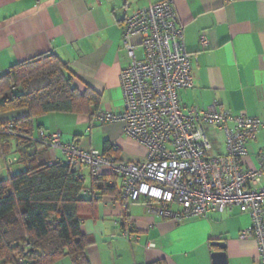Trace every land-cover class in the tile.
Segmentation results:
<instances>
[{
    "label": "crops",
    "instance_id": "0c3cea01",
    "mask_svg": "<svg viewBox=\"0 0 264 264\" xmlns=\"http://www.w3.org/2000/svg\"><path fill=\"white\" fill-rule=\"evenodd\" d=\"M161 1L165 0H0V77L17 63L52 54L73 73L80 92L89 88L100 97L99 110L121 112L119 74L129 64L121 45L122 20ZM171 1L192 56L194 79L192 89L179 92L180 105L190 109L215 103L233 115L244 112L264 119V0ZM201 35L208 40L205 48L199 43ZM26 116L25 110L2 114L0 125ZM97 127L103 137L100 148L83 137ZM39 131L60 133L63 143H77L83 151L102 153L107 142L118 150L117 161L145 160V149L127 138L118 123L100 126L87 115L50 114L35 121L33 135ZM209 134L215 153H221L222 137ZM263 147L261 131L247 145L246 168L257 166ZM3 152L0 144V180L8 177L9 166L11 172L20 169L13 163L14 155ZM54 157L63 160L58 152L46 153L47 162ZM77 172L83 187L90 188L89 170ZM113 183L112 194L79 209L81 230L91 243L85 250L90 264H215L212 255L218 252L225 254L226 264H259L254 240L239 238L250 225L248 214L233 208L181 222L161 219L149 214L143 201L123 208L121 182ZM125 231L136 240L123 239ZM217 242L224 244L223 250L213 245ZM57 264L71 262L64 257Z\"/></svg>",
    "mask_w": 264,
    "mask_h": 264
},
{
    "label": "built area",
    "instance_id": "2783aa9c",
    "mask_svg": "<svg viewBox=\"0 0 264 264\" xmlns=\"http://www.w3.org/2000/svg\"><path fill=\"white\" fill-rule=\"evenodd\" d=\"M199 43L205 48L208 40L201 35ZM121 45L129 61L119 74L123 110H99L93 119L121 124L124 135L145 149V160L127 163L94 149L83 151L77 143H63L60 133L39 131L36 141L58 152L74 170L88 169L91 180L106 173L118 177L123 208L143 201L149 214L177 222L237 208L250 218L239 238L254 240L259 264H264V147L256 167L244 166L247 145L264 131V119L233 115L215 103L190 109L180 105L179 92L192 89L194 79L171 0L125 16ZM210 131L222 137L221 153H215ZM0 134L19 136L11 124L0 127ZM7 170L12 173L10 166ZM81 194L94 196L89 189ZM122 238L136 240L126 231Z\"/></svg>",
    "mask_w": 264,
    "mask_h": 264
},
{
    "label": "trees",
    "instance_id": "16d2710c",
    "mask_svg": "<svg viewBox=\"0 0 264 264\" xmlns=\"http://www.w3.org/2000/svg\"><path fill=\"white\" fill-rule=\"evenodd\" d=\"M73 73L57 56L38 55L17 63L0 77V115L25 110L11 124L19 136L0 134L3 154L14 155L19 170L0 180V264H90L91 244L81 230L80 206L115 191L113 175H100L84 196L83 178L64 161L47 162L48 149L36 141L35 121L50 114L87 115L99 111L100 97L73 84ZM118 150L107 142L102 155L116 160Z\"/></svg>",
    "mask_w": 264,
    "mask_h": 264
},
{
    "label": "rangeland",
    "instance_id": "374dc122",
    "mask_svg": "<svg viewBox=\"0 0 264 264\" xmlns=\"http://www.w3.org/2000/svg\"><path fill=\"white\" fill-rule=\"evenodd\" d=\"M98 125L100 126H105V125H101L98 123ZM99 128L100 127H97V128H93L92 131H91V134H83V137L85 136V140L89 139L92 140V145L94 147H97V148H100L102 142H103V137L99 135ZM73 131V130H71ZM83 137L81 139H83Z\"/></svg>",
    "mask_w": 264,
    "mask_h": 264
},
{
    "label": "water",
    "instance_id": "95a60500",
    "mask_svg": "<svg viewBox=\"0 0 264 264\" xmlns=\"http://www.w3.org/2000/svg\"><path fill=\"white\" fill-rule=\"evenodd\" d=\"M215 247L219 248L220 250L224 249V244L223 243H214L213 244ZM212 258L214 260L215 264H226L225 261V254L223 252H218L212 255Z\"/></svg>",
    "mask_w": 264,
    "mask_h": 264
}]
</instances>
